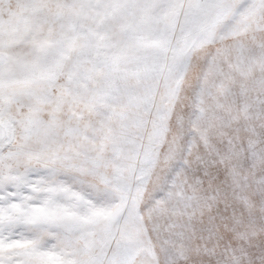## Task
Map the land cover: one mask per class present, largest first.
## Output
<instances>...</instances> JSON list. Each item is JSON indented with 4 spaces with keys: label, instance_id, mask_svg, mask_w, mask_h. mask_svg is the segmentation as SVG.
Here are the masks:
<instances>
[{
    "label": "snow or ice",
    "instance_id": "6c2138e0",
    "mask_svg": "<svg viewBox=\"0 0 264 264\" xmlns=\"http://www.w3.org/2000/svg\"><path fill=\"white\" fill-rule=\"evenodd\" d=\"M0 264H264V0H0Z\"/></svg>",
    "mask_w": 264,
    "mask_h": 264
}]
</instances>
